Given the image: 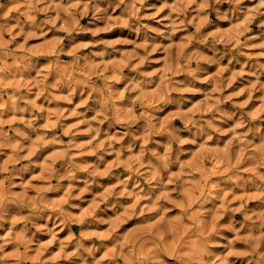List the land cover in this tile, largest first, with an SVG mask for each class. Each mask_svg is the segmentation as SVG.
Here are the masks:
<instances>
[{
    "label": "clouds",
    "instance_id": "9594fccd",
    "mask_svg": "<svg viewBox=\"0 0 264 264\" xmlns=\"http://www.w3.org/2000/svg\"><path fill=\"white\" fill-rule=\"evenodd\" d=\"M0 264H264V0H0Z\"/></svg>",
    "mask_w": 264,
    "mask_h": 264
}]
</instances>
